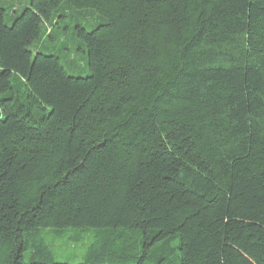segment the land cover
<instances>
[{
  "label": "trees",
  "instance_id": "obj_1",
  "mask_svg": "<svg viewBox=\"0 0 264 264\" xmlns=\"http://www.w3.org/2000/svg\"><path fill=\"white\" fill-rule=\"evenodd\" d=\"M0 264H264V0H0Z\"/></svg>",
  "mask_w": 264,
  "mask_h": 264
},
{
  "label": "rangeland",
  "instance_id": "obj_2",
  "mask_svg": "<svg viewBox=\"0 0 264 264\" xmlns=\"http://www.w3.org/2000/svg\"><path fill=\"white\" fill-rule=\"evenodd\" d=\"M13 1L15 4V7L17 8V10L19 12L23 6L27 5L29 0H18V1L13 0ZM6 22L9 23L8 17H6ZM60 26H61V23H60ZM50 43L58 44V42L56 40L54 42H50ZM35 44L32 46V49L35 48ZM64 45H65V47H67L68 50H71V52L75 51V54H73L74 55V62L68 63V64L73 65V66L66 65L62 61L63 66L69 72H71L73 74L85 75L86 69L82 64L83 63V55L78 50H76V48H75L76 46L71 41H66ZM64 53H66V52H64ZM53 251L55 254V259L59 260V261L70 260L72 263H75V262L79 261V259H80V253H76V255H75V253H72V251L69 249V247L62 245L61 243L59 246L55 247Z\"/></svg>",
  "mask_w": 264,
  "mask_h": 264
}]
</instances>
